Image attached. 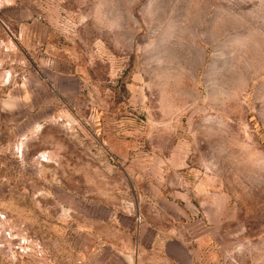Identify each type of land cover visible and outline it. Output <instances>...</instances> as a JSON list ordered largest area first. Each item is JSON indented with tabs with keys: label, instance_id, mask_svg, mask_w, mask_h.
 <instances>
[{
	"label": "rangeland",
	"instance_id": "374dc122",
	"mask_svg": "<svg viewBox=\"0 0 264 264\" xmlns=\"http://www.w3.org/2000/svg\"><path fill=\"white\" fill-rule=\"evenodd\" d=\"M0 264H264V0H0Z\"/></svg>",
	"mask_w": 264,
	"mask_h": 264
}]
</instances>
